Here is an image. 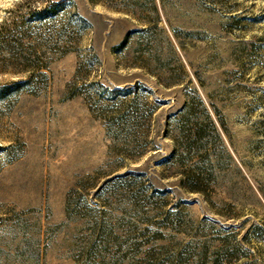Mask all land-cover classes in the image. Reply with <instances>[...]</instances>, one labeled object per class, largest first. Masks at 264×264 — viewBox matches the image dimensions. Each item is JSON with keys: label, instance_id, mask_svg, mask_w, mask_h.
Wrapping results in <instances>:
<instances>
[{"label": "rangeland", "instance_id": "obj_1", "mask_svg": "<svg viewBox=\"0 0 264 264\" xmlns=\"http://www.w3.org/2000/svg\"><path fill=\"white\" fill-rule=\"evenodd\" d=\"M0 264H264V0H0Z\"/></svg>", "mask_w": 264, "mask_h": 264}, {"label": "trees", "instance_id": "obj_2", "mask_svg": "<svg viewBox=\"0 0 264 264\" xmlns=\"http://www.w3.org/2000/svg\"><path fill=\"white\" fill-rule=\"evenodd\" d=\"M36 13H38V16H42V12L37 11Z\"/></svg>", "mask_w": 264, "mask_h": 264}]
</instances>
